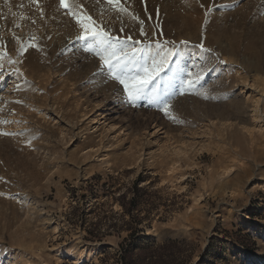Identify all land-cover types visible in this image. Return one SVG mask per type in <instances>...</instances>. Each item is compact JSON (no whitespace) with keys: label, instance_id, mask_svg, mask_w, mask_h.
<instances>
[{"label":"rangeland","instance_id":"374dc122","mask_svg":"<svg viewBox=\"0 0 264 264\" xmlns=\"http://www.w3.org/2000/svg\"><path fill=\"white\" fill-rule=\"evenodd\" d=\"M65 2L0 0V264H112L127 231L91 224L118 220L136 180L157 205L137 245L264 264V0ZM77 20L178 52L155 95L129 102L94 50L71 48Z\"/></svg>","mask_w":264,"mask_h":264},{"label":"snow or ice","instance_id":"6c2138e0","mask_svg":"<svg viewBox=\"0 0 264 264\" xmlns=\"http://www.w3.org/2000/svg\"><path fill=\"white\" fill-rule=\"evenodd\" d=\"M35 2L39 3V0H35ZM60 5L67 8L65 0H60ZM121 11L126 12L127 10L121 9ZM77 24L81 30L77 39L88 45L86 51H95V55L99 56L106 65L109 74L120 85H123V90L127 93L131 103L148 96L150 89L154 96L155 85L153 82L179 55L174 49L161 46L159 41H155L157 44L155 49H152L150 45H146L144 48L130 47L129 42L139 44L140 41L133 40L131 36H126L125 40L121 41L118 36H114L104 29L99 31L91 29L88 22L77 20ZM141 35L146 36L147 34L141 31ZM164 110L167 114V104H165Z\"/></svg>","mask_w":264,"mask_h":264},{"label":"trees","instance_id":"16d2710c","mask_svg":"<svg viewBox=\"0 0 264 264\" xmlns=\"http://www.w3.org/2000/svg\"><path fill=\"white\" fill-rule=\"evenodd\" d=\"M149 189L150 184L140 186L139 181L136 180L131 188L133 196L129 201L125 202L127 198L126 194L121 195L118 199L123 208L121 214L115 213L114 215H118V220H112L105 216L103 218H97L91 224L93 231L98 230L97 233L100 232L99 230H101L102 225L108 228L101 235L112 233L116 229L118 231L121 229L127 231L128 236L120 244L119 250L113 254L112 264H175V257L178 254L183 257V245L186 241L169 240L162 244H157L156 242L142 239L137 245L138 234L144 232L140 228L143 219L150 216L151 211L157 206L155 203L143 199L145 195H150ZM93 205L95 209L101 206L98 201H95ZM143 211L146 213L144 216H142ZM125 215L129 216V220H126ZM121 221L122 223L120 225L119 222ZM109 259L110 253H107L100 259L99 264H111Z\"/></svg>","mask_w":264,"mask_h":264},{"label":"bare ground","instance_id":"6f19581e","mask_svg":"<svg viewBox=\"0 0 264 264\" xmlns=\"http://www.w3.org/2000/svg\"><path fill=\"white\" fill-rule=\"evenodd\" d=\"M44 9H45V7H44ZM28 11H29V10H28ZM55 11H56V10H55ZM31 12H32V11H31ZM57 15H58V14H57ZM106 16H107V15H106ZM68 24H69V23H68ZM52 29H53V28H52ZM65 29H66V28H65ZM37 30H38V29H37ZM54 30H55V29H54ZM78 30H79V29H78ZM74 31H75V30H74ZM69 32H70V30H69ZM43 35H44V34H43ZM78 35H80V33H79ZM78 35H77V34H75V35H74V34H73V35L71 34L70 38L68 39V45L71 46V48H73V49H74V47L76 46V44H80V43L82 44V43L84 42V41H81V40H78V39H77V36H78ZM17 36H18V35H17ZM34 37H36V36L34 35ZM41 37H42V36H41ZM42 39L44 40V38H41V40H42ZM74 40H75V43L73 44ZM44 43H45V42H44ZM47 44H48V43H47ZM45 46H46V45H45ZM75 49H77V47H76ZM79 49H80V48H79ZM75 51H76V50H75ZM83 52H84V51H82V55H84ZM12 53L15 55V52H12ZM78 53H79V52H78ZM13 54H12V56H14ZM17 55H18V53H17ZM21 55H22V54H21ZM33 55H34V54H32V56H33ZM52 55H53V52H52ZM19 56H20V55H19ZM19 56H18V57H19ZM32 56H30V54L27 53L26 56H24V57H20V61H21L20 63H24V64H26V63L28 64V63H30V62H33V63H34V61H32L33 58L38 60L37 56H34V57H32ZM78 56H79V55H78ZM14 57H15V56H14ZM42 57H43V56H42ZM12 58H13V57H12ZM76 58H77V57H76ZM76 58H75V59H76ZM34 59H33V60H34ZM39 59H40V58H39ZM50 59H51V58H50ZM46 61H47V60H46ZM94 61H95V60H91V61H89V62L92 63V62H94ZM58 62H59V61H58ZM50 63H51V62H50ZM30 64H31V63H30ZM46 64H48V63H45V65H46ZM20 65H21V64H20ZM33 65L36 66V65H39V64L35 63V64H33ZM41 65H42V64H40V66H41ZM73 65H74V64H73ZM29 66H30V65H29ZM35 66H34V67H35ZM40 66H39V67H40ZM50 66H51V65H50ZM24 67H25V66H24ZM39 67H38V69H37L38 71H39ZM40 68L42 69V68H44V67H40ZM45 68H46V67H45ZM49 68H50V67H49ZM27 69L29 70V68H27ZM33 69H34V68H33ZM24 71H25V70H24ZM73 72H74V71H73ZM33 73H35V72L33 71ZM73 79H75V78H73ZM244 82H245V81H244ZM94 88H95V87H94ZM256 112H257V111H256ZM258 113H259V112H258ZM258 113H257V114H258ZM226 173H229V171L226 172ZM200 198H201V197H200ZM83 260H84V254L82 253L80 256H78L77 258H75L74 263H75V264H80V263H82Z\"/></svg>","mask_w":264,"mask_h":264}]
</instances>
